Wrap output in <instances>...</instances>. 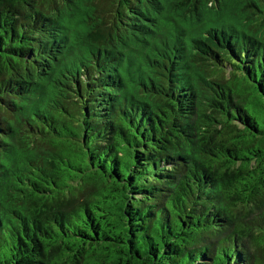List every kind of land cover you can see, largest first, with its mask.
<instances>
[{"label":"trees","instance_id":"1","mask_svg":"<svg viewBox=\"0 0 264 264\" xmlns=\"http://www.w3.org/2000/svg\"><path fill=\"white\" fill-rule=\"evenodd\" d=\"M0 264H264V0H0Z\"/></svg>","mask_w":264,"mask_h":264}]
</instances>
